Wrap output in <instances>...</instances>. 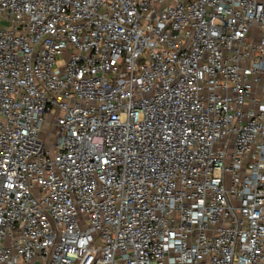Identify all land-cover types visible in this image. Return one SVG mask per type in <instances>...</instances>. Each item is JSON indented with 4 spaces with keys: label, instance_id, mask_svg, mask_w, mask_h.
I'll return each instance as SVG.
<instances>
[{
    "label": "built area",
    "instance_id": "1",
    "mask_svg": "<svg viewBox=\"0 0 264 264\" xmlns=\"http://www.w3.org/2000/svg\"><path fill=\"white\" fill-rule=\"evenodd\" d=\"M0 264H264V0H0Z\"/></svg>",
    "mask_w": 264,
    "mask_h": 264
},
{
    "label": "rangeland",
    "instance_id": "2",
    "mask_svg": "<svg viewBox=\"0 0 264 264\" xmlns=\"http://www.w3.org/2000/svg\"><path fill=\"white\" fill-rule=\"evenodd\" d=\"M0 26H7V24L6 23H3V24H0Z\"/></svg>",
    "mask_w": 264,
    "mask_h": 264
}]
</instances>
